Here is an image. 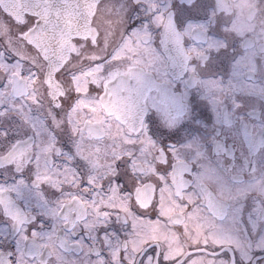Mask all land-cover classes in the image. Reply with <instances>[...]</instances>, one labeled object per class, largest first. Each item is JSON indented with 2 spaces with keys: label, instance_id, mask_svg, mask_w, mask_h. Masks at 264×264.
<instances>
[{
  "label": "snow or ice",
  "instance_id": "6c2138e0",
  "mask_svg": "<svg viewBox=\"0 0 264 264\" xmlns=\"http://www.w3.org/2000/svg\"><path fill=\"white\" fill-rule=\"evenodd\" d=\"M0 264H264V0H0Z\"/></svg>",
  "mask_w": 264,
  "mask_h": 264
}]
</instances>
